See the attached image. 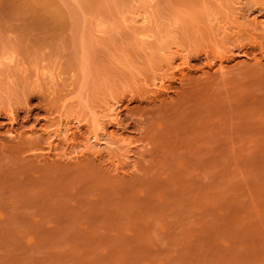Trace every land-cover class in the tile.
<instances>
[{"label":"rangeland","instance_id":"374dc122","mask_svg":"<svg viewBox=\"0 0 264 264\" xmlns=\"http://www.w3.org/2000/svg\"><path fill=\"white\" fill-rule=\"evenodd\" d=\"M134 1L0 0V264H264V0Z\"/></svg>","mask_w":264,"mask_h":264},{"label":"bare ground","instance_id":"6f19581e","mask_svg":"<svg viewBox=\"0 0 264 264\" xmlns=\"http://www.w3.org/2000/svg\"><path fill=\"white\" fill-rule=\"evenodd\" d=\"M139 1H140V2H145L144 5H145L146 3H147L146 5H149L150 2H151V3L153 2V0H139ZM139 1L136 0V2H135V1H134V2H135V3H139ZM139 4H143V3H139ZM146 5H145V6H146ZM145 6H144V7L141 6L142 8L145 9V10L142 9V10H144V11H146L148 7H149V8L151 7V6H146V7H147V8H146ZM141 7H140V8H141ZM138 8H139V7H138ZM149 8H148V9H149ZM144 11H143V12H144ZM144 13H147V12H144ZM146 19H147V18H146ZM224 29H225V28H224ZM224 29H223V30H224ZM96 136H97V135H96ZM94 137H95V136H94ZM95 141L98 142V139H97L96 137H95Z\"/></svg>","mask_w":264,"mask_h":264}]
</instances>
